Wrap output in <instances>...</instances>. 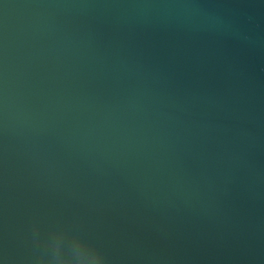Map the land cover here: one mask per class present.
<instances>
[{"label":"water","instance_id":"water-1","mask_svg":"<svg viewBox=\"0 0 264 264\" xmlns=\"http://www.w3.org/2000/svg\"><path fill=\"white\" fill-rule=\"evenodd\" d=\"M264 264V0H0V264Z\"/></svg>","mask_w":264,"mask_h":264},{"label":"clouds","instance_id":"clouds-1","mask_svg":"<svg viewBox=\"0 0 264 264\" xmlns=\"http://www.w3.org/2000/svg\"><path fill=\"white\" fill-rule=\"evenodd\" d=\"M94 264H101V262L99 261V259H96V260L94 261Z\"/></svg>","mask_w":264,"mask_h":264}]
</instances>
